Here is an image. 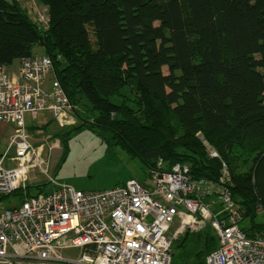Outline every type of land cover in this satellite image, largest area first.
Here are the masks:
<instances>
[{
  "label": "trees",
  "instance_id": "1",
  "mask_svg": "<svg viewBox=\"0 0 264 264\" xmlns=\"http://www.w3.org/2000/svg\"><path fill=\"white\" fill-rule=\"evenodd\" d=\"M35 1L47 8V29L17 0H0V65L42 49L74 108L76 123L61 134L107 132L148 171L181 164L215 184L224 164L243 233L263 237L264 0ZM30 188L2 199L21 203ZM183 239L181 264L216 249L208 227L175 245Z\"/></svg>",
  "mask_w": 264,
  "mask_h": 264
},
{
  "label": "built area",
  "instance_id": "2",
  "mask_svg": "<svg viewBox=\"0 0 264 264\" xmlns=\"http://www.w3.org/2000/svg\"><path fill=\"white\" fill-rule=\"evenodd\" d=\"M35 23L47 29V14ZM49 76L52 62L46 56L21 60L13 75L0 65V123L13 127L0 154V196L25 194L31 170L54 186L0 211V264H171L173 246L206 227L215 235L216 249L200 264H264V236L243 233L224 164L219 184L192 179L186 165L165 169L161 161L144 183L131 179L97 192L55 184L42 145L33 143L24 122L26 115L48 112L60 129L76 123L55 77L44 87Z\"/></svg>",
  "mask_w": 264,
  "mask_h": 264
},
{
  "label": "rangeland",
  "instance_id": "3",
  "mask_svg": "<svg viewBox=\"0 0 264 264\" xmlns=\"http://www.w3.org/2000/svg\"><path fill=\"white\" fill-rule=\"evenodd\" d=\"M31 7L34 22L38 16L46 13L45 9L40 6L32 5ZM33 53L41 56L43 51L37 46ZM17 66L16 61L10 66L9 71L15 70ZM162 72L166 74V68H163ZM125 94L127 95V91ZM163 110L166 121L174 127L175 120L167 109L163 108ZM24 122L27 128L32 129L43 124L48 126L40 133L29 130L33 143L42 145L41 156L46 163L49 176L57 185L68 186L80 192H97L120 187L131 179L139 183H144L149 179L148 169L140 160L131 157L121 149L120 145L112 139L111 134L107 132L82 129L71 131L68 134L69 130H65L64 134H61L58 123L53 121L48 112L39 113L35 118L26 115ZM2 142L3 140L0 141V154L6 148ZM12 155L11 151L9 156ZM27 183L33 195L38 192L37 186L43 190L44 194L54 190V186L35 170L28 173ZM19 204L17 197L2 199L0 196V211L11 209ZM185 242L186 239H183L178 246H173L171 264H181V248Z\"/></svg>",
  "mask_w": 264,
  "mask_h": 264
},
{
  "label": "crops",
  "instance_id": "4",
  "mask_svg": "<svg viewBox=\"0 0 264 264\" xmlns=\"http://www.w3.org/2000/svg\"><path fill=\"white\" fill-rule=\"evenodd\" d=\"M18 5H19L20 9H22L24 12H26V14L28 15L29 19H30L32 22H34V21L32 20V16H33V14L31 13V8H32L31 6H32V5H33V6L35 5V7H36V5H37V6H40V7L44 8L45 11L47 12V8L44 7V6L39 5V4L37 3V1H35V0H21V1L18 2ZM34 23H35V22H34ZM41 56H42V55H41ZM16 69H17V68H16ZM16 69H15V70H10V71H9V69H8V71H9V73H10L11 75H13V74H15ZM52 80H53V76H49V77L46 79V81H45V85H44V87H45L46 89L49 88L50 83L52 82ZM25 126H26V125H25ZM42 127H44L45 129H40V128H42ZM47 127H48L47 125L43 124V125H40V126L37 127V128H39V129H35V130H33V131H36L37 133H40V132H42V130H46ZM26 128H27V127H26ZM33 128H34V127H33ZM29 129H32V128H27V130H28L29 133H30V130H29ZM12 130H13L12 125H6V124H2V123H0V141L3 140V142H2L3 145H6V143H7L8 139H9V137H10L11 134H12ZM30 135H31V134H30ZM5 140H7V141H5ZM4 150H5V149H4Z\"/></svg>",
  "mask_w": 264,
  "mask_h": 264
}]
</instances>
